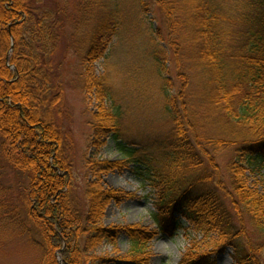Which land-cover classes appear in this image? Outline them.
Listing matches in <instances>:
<instances>
[{
    "label": "trees",
    "instance_id": "16d2710c",
    "mask_svg": "<svg viewBox=\"0 0 264 264\" xmlns=\"http://www.w3.org/2000/svg\"><path fill=\"white\" fill-rule=\"evenodd\" d=\"M150 1L167 26L182 89L189 72L197 90L168 96L170 131L139 147L123 143L120 112L105 105V79L85 73V94L97 103L92 145L102 148L111 137L122 160L88 164L96 180L87 182L80 202L54 120L63 82L49 64L67 13L46 0H0V162L28 180L21 205L40 239V264H59L58 257L61 264H112L90 252L114 245L123 234L131 244L130 260L148 264L144 254L156 233L137 225H102L107 207L131 195L104 188L100 177L129 164L143 167L158 189L157 208L168 214L165 228L174 233L178 215L202 237L191 241L179 264H217L227 249L234 264H264V194L248 182L249 176L264 178V0ZM109 2L77 1L75 29L86 24L89 32L80 56L86 69L104 57L118 34L116 4L111 2V12ZM136 2L140 13L148 12L145 0ZM225 152L231 156L226 185L217 166ZM6 201L0 196V222L11 213Z\"/></svg>",
    "mask_w": 264,
    "mask_h": 264
},
{
    "label": "rangeland",
    "instance_id": "374dc122",
    "mask_svg": "<svg viewBox=\"0 0 264 264\" xmlns=\"http://www.w3.org/2000/svg\"><path fill=\"white\" fill-rule=\"evenodd\" d=\"M77 1L46 0V5L53 8L56 3L59 8L63 7L69 19L63 24V33L59 36L49 64L54 72H58L63 82L62 106L54 120L62 134L64 155L70 164L75 185L74 195L83 202L87 182L96 180L87 169L88 164L122 160L113 138L110 137L102 148L92 145L91 119L96 112L97 103L92 95L87 97L85 94V73L105 79L110 94V101L108 99L105 105L113 113L115 109L120 112L122 141L139 147H149L170 131L167 97L180 91L193 95V91L197 89L194 87L193 73L189 72L185 73L187 85L182 89L183 84L178 78L173 51L169 46L167 26L150 0H145L149 5L145 14L137 10L136 0H111L116 6L109 2L111 5H108L107 10L112 12L111 7L115 6L116 12H112V15L118 20V34L112 39L104 57L92 68L88 66L86 69L80 56L84 52L89 32L86 24L75 29L74 24L80 17ZM190 102L193 103V97ZM147 153L156 156L151 149ZM230 159L231 156L226 152L217 159L219 177L225 185L228 183L225 168ZM6 166L0 162V196L10 203L11 213L0 222L4 227L0 238V264H40V252L36 250L40 239L32 225L26 221L25 210L21 205L28 180ZM148 177L147 171L136 164H129L120 171L102 174L100 183L104 188L131 195L121 204L107 207L102 225H137L156 233L147 244L144 254V257H148V264H179L191 241H200L202 237L193 232L190 224L178 215H173L178 225L176 231L170 233L165 228L164 218L168 214L157 208L158 189ZM248 182L264 194V178L249 176ZM246 230H249V238L255 241L256 233L253 235L252 229L247 225ZM128 239L123 234L114 245L102 244L90 252V255L109 258L113 260L112 264H134L129 258L132 251ZM262 253L261 260L264 263V250ZM216 262L234 264L232 250L227 249L218 255Z\"/></svg>",
    "mask_w": 264,
    "mask_h": 264
},
{
    "label": "water",
    "instance_id": "95a60500",
    "mask_svg": "<svg viewBox=\"0 0 264 264\" xmlns=\"http://www.w3.org/2000/svg\"><path fill=\"white\" fill-rule=\"evenodd\" d=\"M57 260H58L59 264H61V260H60V258H59V257L57 258Z\"/></svg>",
    "mask_w": 264,
    "mask_h": 264
}]
</instances>
